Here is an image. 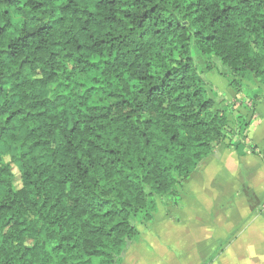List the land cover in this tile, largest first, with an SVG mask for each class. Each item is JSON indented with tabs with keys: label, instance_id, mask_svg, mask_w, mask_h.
<instances>
[{
	"label": "trees",
	"instance_id": "trees-1",
	"mask_svg": "<svg viewBox=\"0 0 264 264\" xmlns=\"http://www.w3.org/2000/svg\"><path fill=\"white\" fill-rule=\"evenodd\" d=\"M195 50L264 86V0H0V264L124 263L232 132Z\"/></svg>",
	"mask_w": 264,
	"mask_h": 264
},
{
	"label": "crops",
	"instance_id": "crops-1",
	"mask_svg": "<svg viewBox=\"0 0 264 264\" xmlns=\"http://www.w3.org/2000/svg\"><path fill=\"white\" fill-rule=\"evenodd\" d=\"M211 79L229 105H245V92L231 95L218 73ZM235 119L248 122L246 130L232 125L214 156L182 184L178 200L158 204L123 264H202L213 254L212 264H264V101L246 113L234 109Z\"/></svg>",
	"mask_w": 264,
	"mask_h": 264
},
{
	"label": "rangeland",
	"instance_id": "rangeland-1",
	"mask_svg": "<svg viewBox=\"0 0 264 264\" xmlns=\"http://www.w3.org/2000/svg\"><path fill=\"white\" fill-rule=\"evenodd\" d=\"M14 19H15V21H17L18 17L14 16ZM193 56L195 57V60L198 64V67H200L204 71V74L209 81L212 80L211 78L214 77V75L216 73H219L218 72L219 69L223 70L220 63L211 56L204 55L200 51H196V50L193 51ZM244 85H246L244 90H243V92H245L244 93L245 94V98H244L245 99L244 100L245 105L244 106H242V105L239 106L238 104H240V103L238 101H236V99H232L231 105H229L228 101H227L228 97L226 96L227 94L221 93L218 89H216L215 86H213V88L211 90L212 96L215 98V101L217 102V104L221 108H225L227 111H231V112H233L234 109L238 108V110H240L241 112L246 113L252 106L251 99L257 94H260V93L263 94L264 93V86H262L261 84L256 82L251 77L247 78V80L244 82ZM252 87H258L259 88L258 92H255V94H254V91H250V89ZM230 94L233 95L236 93L233 91H230ZM247 100H248V102H247ZM247 105H249V106H247ZM242 119H243V117H242ZM244 122H246V121L241 120L239 122V120L235 119L234 123L230 122V125L232 127V125H236L237 123H244ZM3 159H4L5 163H8L10 161V157L8 155H5ZM164 201H170V199L169 198H159L157 203L162 204V203H164ZM148 225H150V224H146L145 226H139V229L144 230V227L146 228V227H148Z\"/></svg>",
	"mask_w": 264,
	"mask_h": 264
}]
</instances>
